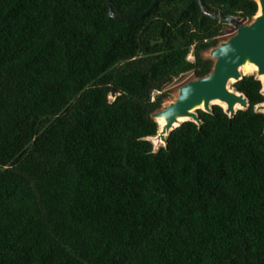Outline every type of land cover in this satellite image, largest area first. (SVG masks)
I'll list each match as a JSON object with an SVG mask.
<instances>
[{
    "label": "trees",
    "instance_id": "16d2710c",
    "mask_svg": "<svg viewBox=\"0 0 264 264\" xmlns=\"http://www.w3.org/2000/svg\"><path fill=\"white\" fill-rule=\"evenodd\" d=\"M152 1L0 0V264H264L260 80L231 83L249 102L233 117L213 104L165 146L147 139L164 86L211 70L214 13L257 3L117 18Z\"/></svg>",
    "mask_w": 264,
    "mask_h": 264
},
{
    "label": "water",
    "instance_id": "95a60500",
    "mask_svg": "<svg viewBox=\"0 0 264 264\" xmlns=\"http://www.w3.org/2000/svg\"><path fill=\"white\" fill-rule=\"evenodd\" d=\"M159 0H153L150 5L140 12L123 13L117 16L119 19L146 15ZM200 2V0H197ZM256 13L248 23L239 22L238 18L224 13L216 12L214 17H220L235 25V31L227 39L219 41L207 51L212 59L211 70L199 77H194L177 88L174 98L163 104L161 108L151 113V117L157 122L158 130L148 140H156L155 145L167 144V136L171 130L182 122L190 120L198 126L202 120L198 110L211 112L213 100H219L225 104L221 106L229 117H233L238 109H246L249 106L247 97L229 83L240 80L244 75L240 68L250 62L255 66V78L261 82V91L264 94V0H255ZM110 7V0H107ZM258 12V13H257ZM110 13L112 14L111 10ZM263 77V81L259 78ZM254 110L264 113V102L254 106ZM163 118L159 125L158 118ZM186 119L179 122V118Z\"/></svg>",
    "mask_w": 264,
    "mask_h": 264
},
{
    "label": "rangeland",
    "instance_id": "374dc122",
    "mask_svg": "<svg viewBox=\"0 0 264 264\" xmlns=\"http://www.w3.org/2000/svg\"><path fill=\"white\" fill-rule=\"evenodd\" d=\"M239 22L241 23H248L251 21V19H242V18H238ZM235 25L231 24L230 22L226 21V23L223 25V28L222 30L220 31V35H218V40L221 41V40H224V39H227L231 34L234 33L235 31ZM207 51H204L202 52V55L205 57V58H209V56L207 55ZM192 56V55H191ZM211 59V58H210ZM255 72H253L252 70H247L244 72V74L246 75H250V74H253L254 75ZM195 76L193 75V72L192 71H188V72H184L176 77H174L172 80H170L165 86H164V90H168L170 92V95L169 97H167V99L165 100V103H167V101H169L170 99L174 98L176 93H177V88L183 84L184 82H186L187 80L191 79V78H194ZM229 85L231 86V83H229ZM158 93V91H154L152 93V96L156 95ZM109 99H113V95H109ZM211 103H215V102H211ZM212 106V105H211ZM152 143H153V147H154V150H156L159 146L163 145V144H160L158 146L155 145L154 141L151 140Z\"/></svg>",
    "mask_w": 264,
    "mask_h": 264
},
{
    "label": "bare ground",
    "instance_id": "6f19581e",
    "mask_svg": "<svg viewBox=\"0 0 264 264\" xmlns=\"http://www.w3.org/2000/svg\"><path fill=\"white\" fill-rule=\"evenodd\" d=\"M255 69L256 68H255V66L252 63L247 62L243 66H241L240 71H241V73L244 74V72L247 71V70H252L253 72H255ZM259 78L261 79V81H263V77L262 76H259ZM263 87H264V84H263ZM213 102L218 103V104H220L223 107L225 106V104L223 102L219 101V100H213ZM184 119H186V117L179 118V122L184 120ZM157 121H158L159 125H161L163 123V118L159 117ZM153 141H154V143H156V140H153Z\"/></svg>",
    "mask_w": 264,
    "mask_h": 264
},
{
    "label": "built area",
    "instance_id": "2783aa9c",
    "mask_svg": "<svg viewBox=\"0 0 264 264\" xmlns=\"http://www.w3.org/2000/svg\"><path fill=\"white\" fill-rule=\"evenodd\" d=\"M187 58L189 59V60H192V56H191V54H189L188 56H187Z\"/></svg>",
    "mask_w": 264,
    "mask_h": 264
}]
</instances>
